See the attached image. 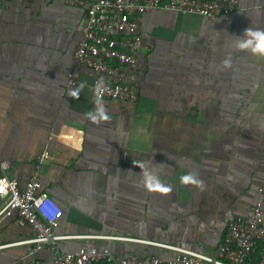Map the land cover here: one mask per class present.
Returning a JSON list of instances; mask_svg holds the SVG:
<instances>
[{
  "label": "crops",
  "instance_id": "crops-1",
  "mask_svg": "<svg viewBox=\"0 0 264 264\" xmlns=\"http://www.w3.org/2000/svg\"><path fill=\"white\" fill-rule=\"evenodd\" d=\"M65 1L0 5L5 175L22 187L40 154L56 156L39 180L62 210L61 252L96 247L168 263L174 254L154 242L216 255L232 218L264 209V55L235 48L246 30L264 33V0L216 19L145 14L152 51L138 58L135 103L96 100L94 73L73 64L85 11ZM189 174L196 183L181 180ZM31 237L0 220V264H53L49 244L28 255L20 243Z\"/></svg>",
  "mask_w": 264,
  "mask_h": 264
},
{
  "label": "built area",
  "instance_id": "built-area-1",
  "mask_svg": "<svg viewBox=\"0 0 264 264\" xmlns=\"http://www.w3.org/2000/svg\"><path fill=\"white\" fill-rule=\"evenodd\" d=\"M34 0H0L31 3ZM241 0H66V4L85 11L82 39L73 54L75 67H86L94 73L92 90L96 100L135 103L138 87L135 71L138 58L149 54L152 47L142 36V18L151 11L173 12L209 19L232 14ZM68 86H75L73 73H68ZM49 152L40 154L34 171L24 184L5 175L7 162H0V220L13 219L28 226L32 237L20 244L28 246V255L38 253L45 244L53 252V264H264V209L259 203L247 215L232 218L216 255L210 256L177 246L146 242L174 254L168 263L157 256L130 255L116 259L108 249L81 248L75 253L61 252L58 242L66 236L54 231L62 215L59 204L42 191L39 171L42 165L56 161ZM139 241L129 238H116ZM145 243L144 241H140ZM21 264V263H11ZM28 264H33L30 262Z\"/></svg>",
  "mask_w": 264,
  "mask_h": 264
},
{
  "label": "clouds",
  "instance_id": "clouds-1",
  "mask_svg": "<svg viewBox=\"0 0 264 264\" xmlns=\"http://www.w3.org/2000/svg\"><path fill=\"white\" fill-rule=\"evenodd\" d=\"M244 35L250 36L251 38L247 40L237 38L236 43H235L236 50L238 51L248 50L250 52H255V53L264 55V33L252 32L250 29H248L244 32ZM223 63H224V67L230 66V60L228 59H225ZM70 94L78 95L77 92H72ZM100 118L105 119V120L108 118L106 115H104L103 108L100 109ZM181 180L184 183H188V182L196 183L197 182L191 174L183 176Z\"/></svg>",
  "mask_w": 264,
  "mask_h": 264
},
{
  "label": "trees",
  "instance_id": "trees-1",
  "mask_svg": "<svg viewBox=\"0 0 264 264\" xmlns=\"http://www.w3.org/2000/svg\"><path fill=\"white\" fill-rule=\"evenodd\" d=\"M263 247V246H262Z\"/></svg>",
  "mask_w": 264,
  "mask_h": 264
}]
</instances>
